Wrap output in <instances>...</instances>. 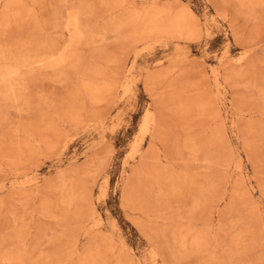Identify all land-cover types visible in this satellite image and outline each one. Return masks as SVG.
I'll list each match as a JSON object with an SVG mask.
<instances>
[{
	"label": "rangeland",
	"instance_id": "obj_1",
	"mask_svg": "<svg viewBox=\"0 0 264 264\" xmlns=\"http://www.w3.org/2000/svg\"><path fill=\"white\" fill-rule=\"evenodd\" d=\"M0 264H264V0H0Z\"/></svg>",
	"mask_w": 264,
	"mask_h": 264
},
{
	"label": "bare ground",
	"instance_id": "obj_2",
	"mask_svg": "<svg viewBox=\"0 0 264 264\" xmlns=\"http://www.w3.org/2000/svg\"><path fill=\"white\" fill-rule=\"evenodd\" d=\"M156 116V115H155ZM157 120V119H156ZM157 122V121H156ZM157 124V123H156ZM187 237V236H186ZM185 237H183V240H186V239H184ZM188 239V238H187ZM183 243H185V242H183ZM192 246V245H191Z\"/></svg>",
	"mask_w": 264,
	"mask_h": 264
}]
</instances>
